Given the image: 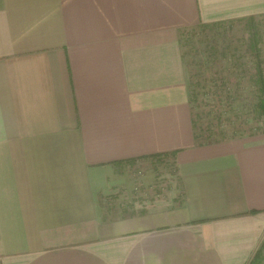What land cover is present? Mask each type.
<instances>
[{
	"label": "crops",
	"instance_id": "1",
	"mask_svg": "<svg viewBox=\"0 0 264 264\" xmlns=\"http://www.w3.org/2000/svg\"><path fill=\"white\" fill-rule=\"evenodd\" d=\"M259 15L264 0H0V264H249L264 134L197 142L179 31ZM165 157L166 197L103 210L153 187L130 164Z\"/></svg>",
	"mask_w": 264,
	"mask_h": 264
},
{
	"label": "rangeland",
	"instance_id": "2",
	"mask_svg": "<svg viewBox=\"0 0 264 264\" xmlns=\"http://www.w3.org/2000/svg\"><path fill=\"white\" fill-rule=\"evenodd\" d=\"M179 32L197 140L215 142L264 134V115L259 106L264 94L259 92L261 83L255 71L259 67L264 80V15L183 27ZM255 46L261 50L259 60L248 54L249 49H257ZM143 166L139 169L130 164L131 174L139 176L148 169L155 176L153 187L139 186L129 194L118 192V197H103L104 211L119 216L122 211L146 206L155 196L166 197L172 187L169 181L174 179L171 158ZM260 246L254 264H264V244Z\"/></svg>",
	"mask_w": 264,
	"mask_h": 264
},
{
	"label": "trees",
	"instance_id": "3",
	"mask_svg": "<svg viewBox=\"0 0 264 264\" xmlns=\"http://www.w3.org/2000/svg\"><path fill=\"white\" fill-rule=\"evenodd\" d=\"M251 17H253V16H250V17H245V19H250ZM241 19H244V18H240V20ZM231 21V20H230ZM224 22V21H223ZM217 23H221V22H216V23H200V24H198V25H204V26H208V25H212V24H217ZM256 47V46H255ZM254 48V47H253ZM257 48V47H256ZM260 53H261V50L260 49H249L248 50V54H250V56H252V58L253 59H258L259 60V58H260ZM256 78H259L260 79V83H261V87H260V89H259V92L261 93V94H264V84H263V79H261L262 77H263V73H262V70L261 69H259V67H257L256 68ZM259 106H260V108H261V114L262 115H264V100H260V102H259ZM263 128H262V130L264 131V120H263ZM194 136H195V134H194ZM195 139L197 140V137L195 136ZM214 141V140H213ZM197 142L198 143H207V142H210V141H205V142H201V141H198L197 140ZM212 142V141H211ZM175 154V152H173L172 153V155H174ZM261 247V246H260ZM259 247V248H260ZM259 248L256 250V255L254 254V256H253V258L250 260V262H249V264H254V260L256 259V257L258 256V253H259Z\"/></svg>",
	"mask_w": 264,
	"mask_h": 264
}]
</instances>
